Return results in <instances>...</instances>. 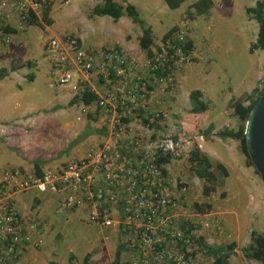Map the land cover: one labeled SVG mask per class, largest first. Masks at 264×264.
<instances>
[{
  "label": "rangeland",
  "instance_id": "374dc122",
  "mask_svg": "<svg viewBox=\"0 0 264 264\" xmlns=\"http://www.w3.org/2000/svg\"><path fill=\"white\" fill-rule=\"evenodd\" d=\"M194 1L183 0L177 8L171 9L163 0H126L135 7L143 25L150 27L153 49L160 48L164 32L181 21L186 22L185 38L192 43L188 61L181 65V77L176 80L174 76L176 103L162 99L166 124L154 126L153 132H166L169 128L179 130L181 124L177 118L189 113L188 92L191 89L202 92L208 109L195 119H187L188 130L202 137V147L203 143H215L214 148L209 146V151H201L203 148L199 151L212 163L221 161L228 170L223 178L226 183L218 186L210 198V213L218 214L222 221L228 217L223 223L228 237L214 241L212 246L229 252L226 264H260L248 259L243 248L250 242L252 232L264 236V187L258 174H252L253 166L244 165L245 158L237 149L238 142L227 140L230 146L224 147L222 143L227 141L214 136L217 130L234 128L236 124L229 106L231 98L248 94L264 83V52L247 51L257 26L246 16L244 8L253 5L255 0H211L206 12L192 14L190 18L186 8ZM47 2L51 4L48 23L40 17ZM100 2L39 0V7L34 11L38 23L29 26L21 23L16 35L18 40L11 39L0 45V68L6 69V75L0 79V169L21 166L30 170L32 160L42 161L46 169L58 167L82 156L87 145L95 141L96 127L87 123L92 113L83 115L80 121L75 120L78 106L83 103L72 99L66 86L56 83V72L51 68L53 55L44 49V43L50 37L72 34L81 36L85 50L120 46L127 53L144 57L137 43L139 26L125 14L116 21L108 16L92 15L91 8ZM29 73L33 75L30 81L27 79ZM164 91H159L155 98L161 99L160 95L167 93ZM208 124L212 129L202 133ZM206 137L211 142L206 141ZM190 157L191 153L173 160L169 164V174L176 181L188 184L189 197L201 201L202 181L193 175ZM239 179L245 185L241 189H237ZM53 209L54 205H49L41 237L44 263H29L21 258L17 264H45L47 261L49 264H83L85 255H88L86 264H108L114 252V241L108 237V231L89 223L83 210L58 214ZM230 244L233 245L228 248ZM204 247L199 249L197 264L212 263L213 258Z\"/></svg>",
  "mask_w": 264,
  "mask_h": 264
},
{
  "label": "built area",
  "instance_id": "2783aa9c",
  "mask_svg": "<svg viewBox=\"0 0 264 264\" xmlns=\"http://www.w3.org/2000/svg\"><path fill=\"white\" fill-rule=\"evenodd\" d=\"M8 5L16 12L17 33L39 2L0 0V44L11 40L1 30L2 7ZM186 34L181 21L160 48L142 58L118 46L85 50L72 34L47 39L44 49L53 55L56 83L71 97L96 96L90 104L80 100L74 117L80 121L91 112L87 123L96 127V139L79 158L39 174L32 167L0 169V264H12L20 253L42 245L36 221L27 220L11 202L28 190L54 197L55 213L79 208L89 223L105 228L114 241L108 264H197L198 242L209 247L228 237L218 214L195 213L190 187L169 174L173 160L202 148V137L173 128L154 134L156 125L149 124H166L157 102L144 116L146 123L136 116L150 94L148 86L174 88L175 69L189 57L173 41L182 42ZM161 157L166 161L158 163Z\"/></svg>",
  "mask_w": 264,
  "mask_h": 264
},
{
  "label": "trees",
  "instance_id": "16d2710c",
  "mask_svg": "<svg viewBox=\"0 0 264 264\" xmlns=\"http://www.w3.org/2000/svg\"><path fill=\"white\" fill-rule=\"evenodd\" d=\"M39 2V0H37ZM167 7L171 9L177 8L183 0H163ZM212 2L211 0H195L193 3L189 5L190 8H186V14L192 18V14H202L206 12ZM51 4L47 2L43 5L44 10L41 13V20H47L48 11ZM244 12L249 19H252L256 26V34L255 38L252 42L248 45V53H252L255 50H260L264 52V0H255L253 5L246 6L244 8ZM91 14L95 16H108L113 21H116L120 18L123 14L130 18L133 23H136L139 26L140 33L137 37V43L141 51H143L145 56H150L153 50V36L152 31L148 25H143L141 19L138 17L137 11L135 7L127 3L126 0H123L122 3H117L114 0H101L100 3L95 4L91 8ZM25 25H35L38 23L36 19V15L33 11H29L28 15L22 20ZM22 22V23H23ZM176 25L172 26L171 28L167 29L164 34L162 35V42L166 40V38L170 37L175 30ZM6 30V28H3ZM10 31V30H9ZM12 31V30H11ZM46 42V41H45ZM178 45L184 53H189L192 48L191 40L184 39L182 42H177L176 40L173 41ZM45 44V43H44ZM27 64H29L27 62ZM6 69L4 67L0 68V79L5 75ZM160 70L156 71L159 73ZM32 74H27V79L30 81L32 79ZM264 83L260 88L254 87L248 94H244L243 96L231 98L229 102V106L231 108V113L236 119V124L234 128L223 127L216 132H214L215 136L218 137L220 140H236L237 149L238 151L244 156V161L246 165L252 166L249 157L247 155L245 144H244V135H243V126L246 120L247 114L251 107L257 102L259 97L260 91L263 88ZM150 88V86H148ZM95 95L90 93H84L82 95H75L72 96V99L81 100L84 104H90L94 102ZM188 112L190 113H202L208 109V102L204 100L202 96V92L199 89H191L188 92ZM144 114V115H142ZM145 115H151L150 112H146L145 110L141 109L138 111L137 116L142 118V122L146 123ZM149 125H156L159 127V124H149ZM212 129V125L208 124L203 133H207ZM191 157L190 166L192 169L193 175H195L198 179L202 181L201 184V201H193L190 204V208L195 213H206L210 212L211 210V202L210 198L214 194V191L218 186L223 183V178L227 176V171L223 164L220 162H210L208 157L200 152L199 150L195 149L190 152ZM189 153V154H190ZM166 161L165 158H160L158 163ZM32 170L39 174L41 172L42 161L39 160H32ZM31 169V168H30ZM218 170L219 172H217ZM253 171L257 174V172ZM220 175L218 177L217 175ZM250 242L246 244L243 248V254L248 258L259 262L260 264H264V236L261 234H257L255 232L251 233ZM201 245L200 242H198ZM233 244L228 245V248H231ZM204 246V245H201ZM204 250L213 258L211 264H226V259L229 255V252L224 251L220 246L216 247H204ZM119 253L118 249H115V254ZM88 255H85L83 258V264H86V260Z\"/></svg>",
  "mask_w": 264,
  "mask_h": 264
},
{
  "label": "crops",
  "instance_id": "0c3cea01",
  "mask_svg": "<svg viewBox=\"0 0 264 264\" xmlns=\"http://www.w3.org/2000/svg\"><path fill=\"white\" fill-rule=\"evenodd\" d=\"M122 2H123V0H120L117 3H122ZM2 14L4 15V21H3L2 26H1L2 34L5 35L6 37H9L10 39L18 40L16 38L17 33H14L15 30H17L15 28V25H16V22H15L16 21V12L14 11L13 8H11L8 5V6L4 7V8L2 7ZM4 27L6 28V30L3 29ZM13 36H15V37H13ZM80 38H81V36H80ZM0 45H2V44H0ZM118 47H120V46H118ZM120 48H122V47H120ZM182 66L177 68L175 70V72H174V76L176 77V80H177V77H181V75L179 73L181 71H183V67ZM5 75H6V73H5ZM9 79H10V77H9ZM150 89H151V91H150V94L148 96V99L145 102H143V104H142V107H143L142 109L145 110L146 112H149L154 106H156V102H157L159 108H163L164 101L162 99H167L168 98V100H170L171 103H172V101H174V103H176V100L174 99V97H175L174 93H176L175 92L176 88H174L173 91L172 90H170V91L165 90L164 92H167V93H164V94L160 95L161 99H159V100L156 99L155 96L157 95V93L159 91H161V89L158 90L157 86L154 85V84L150 85ZM170 93H173V94H170ZM200 114L201 113H190L189 112V113H186L184 115L182 114V116L180 115L181 118H180V116H179V118H177V115H176L178 124L179 123L181 124V128L178 127L179 130H182V131H185V132H191V131L188 130L190 125H188V120L187 119H189V120L191 118L195 119L196 116H198ZM14 122H16V121H14ZM14 122H12V123H14ZM227 140H231V139H227ZM227 140H221V141H227ZM206 141H210L211 142V139L206 137ZM222 144H223L224 147H227V146L229 147L230 146L229 141H227L225 143H222ZM224 144H226V145H224ZM209 146H210V149H212L211 147L214 148L215 147V143H212V144L209 143L207 145H206V143H203V147H202L203 149L201 151H206V150L209 151ZM28 163H29V161H28ZM59 163H62V162H59ZM65 163L66 162L62 163L61 165H64ZM220 163H221V161H220ZM243 163H244L245 166L249 167V165L245 164V161ZM223 166L225 167L226 171H228L227 168H226V165L223 164ZM15 167H21V166H15ZM30 167H32V165H30ZM44 169H46V168H43V166H42L41 170H44ZM48 169H51V168H48ZM251 171H252V174H253L254 171L253 170H251ZM227 175H228V173H227ZM243 182H244L243 180L239 179V185H238L237 189H241L242 187H245ZM225 183L226 182L224 181L223 184H225ZM253 187H254V184L251 185V189ZM251 189H250V192L252 193ZM226 195H227V193H226ZM11 202L13 203V205L20 211V213L27 220H29V219L31 220L32 219V220L36 221L38 232H39L40 236L42 237V234L44 233V227L46 226L48 207H49V205L53 204L54 208H55V206H56L55 198L52 197V196L40 195V194H37L36 192H34L32 190H28V191L17 193L15 195H13ZM75 210H79V208H76V209L72 208V209L68 210L67 212L75 211ZM53 211H54V209H53ZM29 214L31 216H29ZM226 218H228V217L223 218V220H224L223 223L225 221H227ZM41 248L39 247L37 249L27 250V251H24V252L20 253L14 259V262L12 264H17L18 261L21 258L23 259L22 261H27L29 263H38V262L44 263L43 259L45 258V256L43 254H41V251H40ZM113 251H114V248H113ZM226 261H227V259H226ZM196 263H197V260H196ZM45 264H49L48 261H47V263L45 262Z\"/></svg>",
  "mask_w": 264,
  "mask_h": 264
},
{
  "label": "water",
  "instance_id": "95a60500",
  "mask_svg": "<svg viewBox=\"0 0 264 264\" xmlns=\"http://www.w3.org/2000/svg\"><path fill=\"white\" fill-rule=\"evenodd\" d=\"M243 135L249 160L264 187V86L247 114Z\"/></svg>",
  "mask_w": 264,
  "mask_h": 264
}]
</instances>
